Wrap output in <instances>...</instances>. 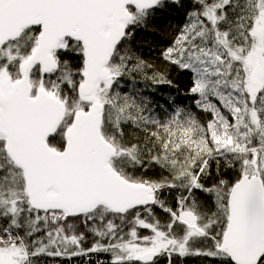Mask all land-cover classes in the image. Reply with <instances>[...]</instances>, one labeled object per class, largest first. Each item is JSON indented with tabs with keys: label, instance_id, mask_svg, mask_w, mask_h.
I'll return each instance as SVG.
<instances>
[{
	"label": "snow or ice",
	"instance_id": "1",
	"mask_svg": "<svg viewBox=\"0 0 264 264\" xmlns=\"http://www.w3.org/2000/svg\"><path fill=\"white\" fill-rule=\"evenodd\" d=\"M173 6L160 70L136 34ZM171 67L211 119L119 91ZM101 252L264 264V0H0V264Z\"/></svg>",
	"mask_w": 264,
	"mask_h": 264
},
{
	"label": "trees",
	"instance_id": "2",
	"mask_svg": "<svg viewBox=\"0 0 264 264\" xmlns=\"http://www.w3.org/2000/svg\"><path fill=\"white\" fill-rule=\"evenodd\" d=\"M185 12L186 9L173 6L158 14L157 18L146 29L137 31L136 47L138 54L143 59L156 65L160 70H164V62L160 57V52L171 44L174 35L185 22ZM167 74L168 79L172 81L171 84H154L151 80H145L143 75L137 73H134L131 77L125 76L121 79L119 91L122 94L127 93L146 97L151 102L150 107L153 114L162 119H166L177 107L193 112L202 121L211 119L209 114L202 112L195 105L194 101L198 97H194L190 92L192 74L188 71H178L175 67L167 69ZM154 174H158V170L155 173L149 172V175ZM170 202L174 203L171 200ZM156 211L163 219L164 214L161 210L156 209ZM92 244L93 237L89 233L82 247L88 249ZM77 257H89L96 260L111 259L109 253L102 252L72 257L44 256L42 257L41 264L65 262L68 259H75ZM162 264H166V260L162 261ZM177 264H179V260H177ZM183 264H208V261L202 260L199 257H188L184 259Z\"/></svg>",
	"mask_w": 264,
	"mask_h": 264
},
{
	"label": "built area",
	"instance_id": "3",
	"mask_svg": "<svg viewBox=\"0 0 264 264\" xmlns=\"http://www.w3.org/2000/svg\"><path fill=\"white\" fill-rule=\"evenodd\" d=\"M104 260H96L89 257H77L75 259H68L65 262H51L48 264H104Z\"/></svg>",
	"mask_w": 264,
	"mask_h": 264
},
{
	"label": "flooded vegetation",
	"instance_id": "4",
	"mask_svg": "<svg viewBox=\"0 0 264 264\" xmlns=\"http://www.w3.org/2000/svg\"><path fill=\"white\" fill-rule=\"evenodd\" d=\"M104 258H105V257H104ZM105 259H106V258H105ZM105 259H101V260H104V262H105L104 264H110L111 259H106V260H105Z\"/></svg>",
	"mask_w": 264,
	"mask_h": 264
}]
</instances>
